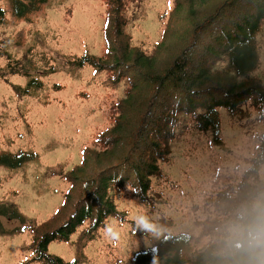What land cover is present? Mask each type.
<instances>
[{"label":"rangeland","instance_id":"1","mask_svg":"<svg viewBox=\"0 0 264 264\" xmlns=\"http://www.w3.org/2000/svg\"><path fill=\"white\" fill-rule=\"evenodd\" d=\"M173 5L174 0H126L124 30L133 44L146 52L157 45ZM214 6L198 9L195 20ZM0 8L6 10L0 22V264H46L44 258L35 259L32 228L59 222L72 207L80 187L69 174L85 149L91 169L129 149L120 145L99 154L96 148L102 145L96 143L113 126L116 104L131 84L126 77L114 84L110 71L77 62L105 52L107 0H47L27 17L12 14L7 0H0ZM177 19L188 15L182 11ZM174 25L177 31L156 48L160 57L196 42L199 31L181 33ZM258 43L260 65L254 73L264 82V24ZM213 71L229 80L231 71L223 61ZM152 89L150 82L140 83L134 110ZM217 107L219 131L203 130L190 116L180 115L169 141L170 158L159 162L162 178L154 181L151 205L125 187L116 197L125 211L121 218L108 216L93 233H83L85 221L69 239L52 240L46 253L73 264H139L136 256L164 234L189 233L191 247L199 249L227 233L214 227L226 221L228 205L220 194L243 180L257 154L264 120L250 103L236 114ZM260 178L264 181V165ZM251 198L257 209L256 196L244 201ZM221 226L239 231L231 220Z\"/></svg>","mask_w":264,"mask_h":264},{"label":"trees","instance_id":"2","mask_svg":"<svg viewBox=\"0 0 264 264\" xmlns=\"http://www.w3.org/2000/svg\"><path fill=\"white\" fill-rule=\"evenodd\" d=\"M7 1L12 14L27 17L30 11L40 9L47 0ZM125 3L126 0H107L104 54L85 55L77 62L110 71L114 84L128 78L131 89L116 104L118 113L114 124L96 143L102 146L95 151L99 154L115 152L120 145L129 149L110 162L98 164L96 169L88 167L89 157L87 149L84 150L81 163L73 168L74 173L69 174L80 187V194L72 207L59 222L43 228V223L37 224L32 228L31 244L37 251L35 259L44 258L46 264H73L46 253L52 240L69 239L85 221L88 225L83 233H93L105 226L108 216L121 218L125 211L119 210L116 197L123 188L130 187L132 195L152 204V187L162 174L159 162L170 158L169 141L180 115L190 116L203 130L212 127L219 131L218 105L236 114L243 105L250 103L264 120V82L254 73L260 65L258 34L264 24V0H174L162 40L149 50L151 52L133 44L130 34L124 30L128 21L124 13ZM211 5H215L214 9L197 22L198 9ZM182 11L186 12L188 19H177ZM0 14V22H4L6 10L0 8ZM175 22L181 27V33L194 29L199 34L191 49L185 43L166 59L159 56L156 48L177 31ZM219 61L230 69L232 77L228 74L229 80H223L213 71ZM141 82H150L153 89L149 98L140 97L137 110H134L133 104L139 99L134 91ZM95 162L98 163L96 159ZM262 165L264 132L243 180L220 194V201L228 205L224 217L226 221L231 220L232 225L239 226L236 228L238 232L221 226L226 221H216L214 227L225 228L227 233L199 249L191 247L189 233L164 234L136 256L137 263L264 264ZM247 188L251 194L247 193ZM248 195L259 199L257 209L253 208L254 198L244 201ZM64 203L66 205V201ZM241 205L245 210L240 209Z\"/></svg>","mask_w":264,"mask_h":264}]
</instances>
